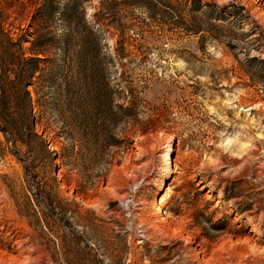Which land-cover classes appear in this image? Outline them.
Returning a JSON list of instances; mask_svg holds the SVG:
<instances>
[{"label":"rangeland","instance_id":"1","mask_svg":"<svg viewBox=\"0 0 264 264\" xmlns=\"http://www.w3.org/2000/svg\"><path fill=\"white\" fill-rule=\"evenodd\" d=\"M0 87V264L264 258V0H0Z\"/></svg>","mask_w":264,"mask_h":264},{"label":"trees","instance_id":"2","mask_svg":"<svg viewBox=\"0 0 264 264\" xmlns=\"http://www.w3.org/2000/svg\"><path fill=\"white\" fill-rule=\"evenodd\" d=\"M34 46V43H32ZM32 46L29 49L31 51L32 56L30 58H21L20 59V65L18 67V75H17V84L20 87V93L23 97V104H21V107H24L25 110L28 112L31 110L30 106V98L29 93L26 90V86L29 85V82L31 81L32 77L38 70V63L42 61L41 58L38 57V55H43V52L32 50ZM0 101L3 104V101H5V90L0 87ZM5 105V102L3 106Z\"/></svg>","mask_w":264,"mask_h":264},{"label":"bare ground","instance_id":"3","mask_svg":"<svg viewBox=\"0 0 264 264\" xmlns=\"http://www.w3.org/2000/svg\"><path fill=\"white\" fill-rule=\"evenodd\" d=\"M167 159H168V156H167ZM170 161H171L170 163H172V159ZM165 164H167V163H165ZM172 173H173L172 169L168 167L166 170L165 176H169ZM161 198L159 199V203L162 200ZM263 216H264V210L261 212L259 218L261 219V218H263ZM260 219H257V220L259 221ZM255 220H256L255 216L254 217L251 216L249 218L250 222H255ZM220 249L222 250L223 253H227V250H224L222 247ZM233 249H234V251L242 250V246H236ZM235 254H236V256L228 255L226 257V259H219V261H218V258L220 257V255L214 254V256H210L209 259H207V261L204 264H255V263L259 264V263L264 262V258L260 257V255L259 256L256 255L255 257H251V256H249L243 252H237Z\"/></svg>","mask_w":264,"mask_h":264}]
</instances>
